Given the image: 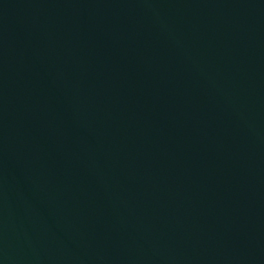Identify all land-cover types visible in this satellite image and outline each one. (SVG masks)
<instances>
[{"label": "water", "instance_id": "1", "mask_svg": "<svg viewBox=\"0 0 264 264\" xmlns=\"http://www.w3.org/2000/svg\"><path fill=\"white\" fill-rule=\"evenodd\" d=\"M0 264H264V0H0Z\"/></svg>", "mask_w": 264, "mask_h": 264}]
</instances>
